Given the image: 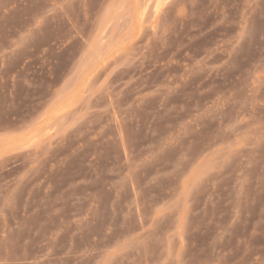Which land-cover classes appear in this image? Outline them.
<instances>
[{"label": "rangeland", "instance_id": "1", "mask_svg": "<svg viewBox=\"0 0 264 264\" xmlns=\"http://www.w3.org/2000/svg\"><path fill=\"white\" fill-rule=\"evenodd\" d=\"M0 264H264V0H0Z\"/></svg>", "mask_w": 264, "mask_h": 264}]
</instances>
